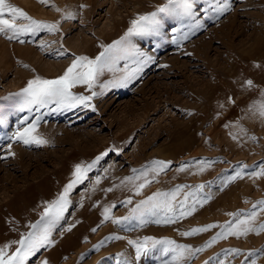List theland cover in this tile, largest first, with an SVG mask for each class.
<instances>
[{"label": "rangeland", "instance_id": "obj_1", "mask_svg": "<svg viewBox=\"0 0 264 264\" xmlns=\"http://www.w3.org/2000/svg\"><path fill=\"white\" fill-rule=\"evenodd\" d=\"M221 2L230 7L218 14L210 8L208 0H194L196 20L201 25L194 31L167 14L158 13L159 35L132 37V42L153 59L127 84L129 87H100L124 74L125 62L121 61L119 72L114 75L106 71L107 76L99 78L94 90L101 94L93 97L88 107L57 109L50 105L29 111L19 95L27 81L37 75L58 78L78 56L95 58L104 46L124 37L138 16L158 12L168 0H48L46 4L40 0H8L36 21L58 24L59 30L54 33L43 30L11 40L0 34V179L10 178L9 182H1L8 189L1 188L0 200L6 204L16 194V188L24 193L30 190L27 195L33 196L30 202L34 210L29 209V213L36 223L48 204L73 179L75 166L92 164L107 152L88 172V178L69 194L71 203L52 230V243L29 257L27 264H44L47 260V264H117L118 259L129 264H161L152 255L136 260L128 240H142L145 236L170 238L178 244L200 248L221 229L212 228L187 237L181 233L209 224L234 222L231 214L243 218L253 210L258 212L254 226L264 223V211L258 205L264 200V176L249 175L264 165V118L252 109L253 104L264 100V0ZM67 13L74 14L73 18L66 19ZM174 28L177 31L173 32ZM185 32L188 38L182 39ZM174 39L180 43H173ZM86 49L95 50V54L86 53ZM249 80L252 87L247 84ZM78 88V94L91 95L85 86ZM37 116L40 136L63 137L70 132L75 139H91L96 152H80L69 143L63 147L25 145L9 139ZM25 120L27 123H22ZM153 161L170 162V165L155 179L149 173L151 183L139 195L131 184H122L126 177L136 174L134 170L144 169ZM201 161L211 162L202 172ZM63 163L68 166L64 172L68 176L61 182L56 175ZM183 166L187 168L181 171ZM238 172L242 176L232 180ZM44 181L51 184L46 188L48 191L36 190ZM178 185L188 187L178 195L177 203L189 192L196 193L189 197V206L194 200L206 202L202 206L197 203L196 211L177 223L149 222L129 229L113 223L112 219L104 220L105 207L115 205L111 216L122 218L141 200L157 191H171ZM200 185L204 187L197 191ZM109 188L113 191H106ZM129 199L132 204H126ZM84 230L89 231L88 237ZM76 233L82 238L78 249L74 248L65 258H44L47 251L61 246L68 237L77 238ZM113 236L123 239H107ZM101 241L103 245L97 248ZM227 249H239L241 254L225 257ZM58 250L63 252L62 247ZM219 260L224 264H251L253 260L264 264V232L221 239L197 253L188 264H219Z\"/></svg>", "mask_w": 264, "mask_h": 264}, {"label": "snow or ice", "instance_id": "obj_2", "mask_svg": "<svg viewBox=\"0 0 264 264\" xmlns=\"http://www.w3.org/2000/svg\"><path fill=\"white\" fill-rule=\"evenodd\" d=\"M41 3H47L48 0H40ZM210 8L218 14H223L229 9V5L222 3L221 0H208ZM81 7H84L83 5ZM60 11V9H56ZM207 11V10H206ZM158 13H165L168 16L184 24L191 31L194 28L200 27L199 21L196 20L197 11L194 7V0H168L165 7L158 9V12H153L148 15L138 16L137 19L131 22V27L128 32L120 40L115 41L113 44L104 47L94 59L87 56L76 57L71 65L64 71L63 75L56 79H45L37 75L29 80L27 86L21 90L19 94L23 98V105L29 111L33 107L40 108L50 105H56L58 109H73L79 106L88 107L89 102L100 95L94 90L97 86V81L105 72H110L115 75L120 71L119 64L124 61L123 75L118 78L112 79L100 85L102 89L109 87L126 86L131 80L137 78L143 68L152 61V57L132 42V37H147L159 35L161 20L158 18ZM72 13H67L65 18H73ZM6 16L8 18H6ZM18 20L27 21V23H17ZM189 22L185 24V22ZM47 30L54 33L59 30L58 24H48L34 20L21 8L8 3V0H0V34L6 36L9 40L18 38L22 35L36 34L40 31ZM177 31V29H173ZM188 33L185 32L182 39H187ZM22 43L24 41H21ZM173 43L179 44V39H174ZM131 62V65L128 62ZM27 67V66H25ZM249 87H252V81L247 82ZM77 86H86L91 95L76 94L72 91ZM254 112L258 113L264 118V100L257 104L252 105ZM27 123V121H22ZM40 117L37 116L33 123L27 125L22 130L20 128L9 138L12 141H21L25 145H43L48 141L38 134V126ZM235 138V137H234ZM9 150L11 144L8 145ZM114 150V149H111ZM15 155V153H10ZM107 152L97 157L96 161L92 164L82 165L77 164L73 173V179L64 187L63 192L57 199L48 204L40 217V220L34 224L29 225L31 231L24 234L18 241H13L12 244L18 245L13 252H9L11 244H6L0 247V264H27L29 257L42 247L50 245L52 241L50 236L53 228L63 218L65 211L69 207L71 201L69 194L78 185L86 180L87 174L99 163ZM211 162H200V171H204L206 167H210ZM170 162L153 161L150 166L144 169L134 170L135 175L126 177L122 184H131L135 189V194L139 195L141 191L151 183L148 179L149 173L155 176L164 172L169 167ZM187 166H183L180 170H186ZM252 177L264 176V165L260 166V170L249 173ZM242 173L238 172L232 180L241 177ZM137 181H142L136 183ZM99 183V178L96 181ZM188 187L187 185H178L171 191H157L153 195L141 200L134 207L129 210L128 215L122 218H114L111 216V210L115 205L105 207L103 211L104 220L112 219L113 223L123 225L132 229L134 227H143L149 222L156 224H174L180 220L192 215L196 211V204L201 206L205 200H194L192 205H188L189 197H194L195 192L185 194L184 198L177 203V197L181 191ZM204 185H200L197 191L203 189ZM106 191H113L112 188ZM126 204H132V200L126 201ZM261 211H264V200L258 202ZM257 206L254 205V209ZM234 216V222L229 221L223 225L209 224L203 227L193 228L189 231L181 233V235L193 236L200 233L207 232L212 228H220L221 230L216 233L211 240H209L203 247L193 248L187 244H178L175 240L170 238L158 239L151 236H145L142 240H128V244L134 248L135 259L139 260L144 256L152 255L154 258L159 259L161 264H188V261L195 258L196 254L204 251L205 248L211 247L213 244L221 239H226L229 236H236L239 238L241 235L247 236L250 232L260 234L264 232V223L259 224L258 227L254 226V221L257 219L258 212L253 210L243 215L240 218L237 214ZM69 230H71L69 228ZM95 231V229H93ZM107 239H123L120 236L108 237ZM103 241L96 245L97 248L103 245ZM240 255L239 249H227L224 252L225 257L228 255ZM249 256L252 253L248 254ZM170 257V258H169ZM218 259V258H217ZM47 264V261L44 262ZM117 264H129L127 260H117ZM219 264H224L223 260H219ZM251 264H256L253 260Z\"/></svg>", "mask_w": 264, "mask_h": 264}, {"label": "bare ground", "instance_id": "obj_3", "mask_svg": "<svg viewBox=\"0 0 264 264\" xmlns=\"http://www.w3.org/2000/svg\"><path fill=\"white\" fill-rule=\"evenodd\" d=\"M204 1V0H203ZM201 3V2H200ZM165 26V25H164ZM233 28V27H232ZM178 29V28H177ZM232 30V29H231ZM164 31V30H163ZM174 32V31H173ZM230 32V31H229ZM238 32H239V30H238ZM230 34V33H229ZM179 35V34H178ZM109 36V35H108ZM107 38V37H106ZM105 38V39H106ZM100 39V38H99ZM226 39V38H225ZM232 39V38H231ZM101 40V39H100ZM104 40V39H103ZM108 41H109V39H107ZM99 41V40H98ZM231 41V40H230ZM100 42V41H99ZM232 42V41H231ZM230 42V43H231ZM109 43V42H108ZM112 44V43H111ZM229 44V43H228ZM232 44V43H231ZM230 44V45H231ZM101 45V44H100ZM102 46V45H101ZM93 47V46H92ZM97 47V46H96ZM105 47V46H104ZM232 47V46H231ZM87 49H89V48H87ZM85 50V52L86 53H89V54H95L94 52H95V50ZM102 49H103V47H102ZM101 49V50H102ZM206 50H207V48H205ZM83 50V49H82ZM103 51V50H102ZM209 51V50H208ZM99 52V51H98ZM47 53V52H46ZM81 54V53H80ZM98 54V53H97ZM96 54V55H97ZM91 57V56H90ZM38 58V57H37ZM36 58V59H37ZM92 58H93V56H92ZM28 59V58H27ZM94 59V58H93ZM30 60V59H29ZM29 60H28V62H29ZM34 60V59H33ZM39 61V60H38ZM27 63V62H26ZM30 64V63H29ZM33 64V63H32ZM46 64V63H45ZM44 64V65H45ZM33 66H36V63L33 65ZM37 66H40V65H38L37 64ZM211 66V65H210ZM31 67V66H30ZM66 67V66H65ZM43 68V67H42ZM44 69V68H43ZM60 69V68H59ZM39 70H41V69H39ZM38 70V68H37V71H39ZM216 70V69H215ZM32 71V70H31ZM43 73H44V71H42ZM42 72H41V74H42ZM50 72V71H49ZM119 72V71H118ZM220 72H221V70H220ZM223 72V71H222ZM219 73V72H218ZM54 73H52L51 75H53ZM58 74V73H57ZM57 74H54V75H57ZM4 75V74H3ZM7 75V74H6ZM123 75V74H122ZM105 77L107 76L106 74L104 75ZM216 76V75H215ZM52 77V76H51ZM54 79H56L55 77H54ZM108 79V78H107ZM28 82V81H27ZM128 85H129V83H128ZM127 85V86H128ZM86 87V86H85ZM124 87V86H123ZM122 87V88H123ZM129 87V86H128ZM78 86L77 87H75V88H73L72 89V91L74 92V93H76V94H78L77 93V91H78ZM81 89V88H80ZM82 91V90H81ZM81 91H80V93H81ZM156 106V105H155ZM55 108H57V106L55 105ZM58 109V108H57ZM17 113V112H16ZM15 114V113H14ZM14 116V115H13ZM15 116H16V114H15ZM83 117V116H82ZM95 121V120H94ZM91 124V123H90ZM60 129V128H59ZM66 130V129H65ZM64 132V131H63ZM70 133V132H69ZM69 133H66V135H64L63 137H56V135L54 134V135H52L51 137H43L44 139H46L47 141H48V143H47V145H59V147L60 146H64V145H68V143L70 144V145H72V146H76V147H78V149L77 150H79L80 152L83 150L84 152H86L87 154H90L91 152H94L95 150L93 149V146H92V143L89 141V140H91V139H88V140H85L84 138L83 139H81V140H79V139H75V138H73L72 137V135H69ZM52 134V133H51ZM43 145H46V144H43ZM107 145H109V144H107ZM103 147V146H102ZM101 147V148H102ZM107 147V146H106ZM104 149V148H103ZM108 149V148H107ZM106 149V150H107ZM77 150H76V153H77ZM91 151V152H90ZM99 151V150H98ZM103 151V150H102ZM74 152V151H73ZM96 152V151H95ZM100 152V151H99ZM72 154H75V153H72ZM95 154V153H94ZM99 154V153H98ZM71 155V154H70ZM96 155V154H95ZM86 156V155H85ZM98 156V155H97ZM83 157V156H82ZM96 157V156H95ZM66 159V158H65ZM80 159V161H82V159L81 158H79ZM93 159H94V157H93ZM68 160H69V158H68ZM85 160H87V159H85ZM64 162H65V160H64ZM76 162V161H75ZM89 162V161H88ZM67 166V165H66ZM65 166V163H63V165H62V170H61V172L60 173H58L57 175H56V178L57 179H59L60 181L61 180H64V178H67V176H68V174H66V173H64L65 172V169L68 167H66ZM61 168V167H60ZM69 169H71V168H69ZM73 169V168H72ZM60 171V170H59ZM67 171H68V169H67ZM55 173H56V171H54ZM70 173V172H69ZM53 174V173H52ZM70 174H72V173H70ZM52 177H53V175H51ZM72 176V175H71ZM71 176L69 177V178H71ZM47 178H48V176H46ZM45 177V178H46ZM10 179V178H9ZM9 179H0V190H1V188H2V190L4 191V189H5V191H7V187H5V185L3 184L4 182H6L7 180V182H9ZM72 179V178H71ZM49 180H51L50 178H49ZM4 181V182H3ZM11 181V180H10ZM52 181V180H51ZM59 181V182H60ZM66 181H67V179H66ZM65 181V182H66ZM1 182H3V183H1ZM15 182H17V181H14V183ZM46 181H44L42 184H41V186H36L35 184V186L37 187V189L36 190H40V191H42V190H44L45 189V191L47 190L46 188L49 186V185H51V184H47V183H45ZM62 182V181H61ZM64 182V183H65ZM70 182V181H69ZM68 182V183H69ZM39 183H40V181H39ZM54 183V182H53ZM57 183V182H56ZM33 184V183H32ZM67 184V183H66ZM3 185V186H2ZM7 185V184H6ZM54 186V185H53ZM57 186V185H56ZM61 186V185H60ZM66 186V185H65ZM64 186V187H65ZM21 187V186H20ZM23 187V186H22ZM52 187V186H51ZM57 187H59V186H57ZM16 188V187H15ZM54 188V187H53ZM33 189V188H32ZM49 189V188H48ZM55 189V188H54ZM64 189V188H63ZM16 194L11 198V199H8V201H6V204H4L5 203V201L4 200H2V202H1V200H0V205L3 203V201H4V207H1L2 209H3V211H1L0 212V247H3L4 245H6V244H11V248L9 249V252L11 253V252H13V251H15V249H16V247L18 246V245H16V244H12V242L13 241H18L24 234H26L27 232H29V231H31V229H30V227H29V225H31V224H34L33 223V217H32V215L33 214H30L29 213V209H31L32 208V206H31V197H33V196H28L27 195V193L30 191V190H26L27 192L26 193H24L23 191L24 190H20V188L18 189V188H16ZM52 190V189H51ZM56 190V189H55ZM14 191H15V189H14ZM45 191H44V193H45ZM48 191V190H47ZM58 192V191H57ZM38 193V192H37ZM50 194H51V192H49ZM29 194V193H28ZM39 194H40V192H39ZM38 194V195H39ZM53 194V193H52ZM34 195V194H33ZM45 195L48 197L49 195L48 194H46L45 193ZM58 195V194H57ZM4 196V195H3ZM2 195H1V197L2 198H5V197H7L8 195H6L5 197H3ZM36 196H37V194H36ZM40 196V195H39ZM41 198V197H40ZM49 198H50V196H49ZM7 199V198H6ZM38 199H39V197H38ZM37 199V200H38ZM47 199V198H46ZM19 201H20V204L18 205V203H19ZM25 201V202H24ZM32 201H33V199H32ZM43 201V200H42ZM42 201H40V202H42ZM44 202V201H43ZM42 202V203H43ZM112 202V201H111ZM33 204H34V202H33ZM39 204V203H38ZM44 204V203H43ZM35 205V204H34ZM42 205V204H41ZM5 207H7V208H5ZM43 207V206H42ZM33 210H34V208H32ZM38 209H40V208H38ZM43 209V208H42ZM36 211V210H35ZM40 211H41V209H40ZM39 211V212H40ZM31 212V211H30ZM36 214V213H35ZM38 215V214H37ZM39 216H40V213H39ZM95 216H97V215H95ZM37 218V217H36ZM35 218V219H36ZM39 218V217H38ZM37 218V219H38ZM77 221V220H76ZM72 222V221H71ZM74 222V221H73ZM79 223V222H78ZM98 223V222H97ZM94 227V226H93ZM26 231V232H25ZM84 231H86V230H84ZM91 231V230H90ZM89 232V231H88ZM88 232L86 231V233H84L85 235H87L88 234ZM80 233V237H81V232H79ZM78 233V234H79ZM93 233V232H92ZM77 234V233H76ZM77 234V235H78ZM90 234V233H89ZM91 235V234H90ZM89 235V236H90ZM79 237V235L77 236V238H76V235H72V236H70V237H68V239H65L63 242H62V244H61V246L60 245H58V246H56V247H54V249H52V250H50V251H47L46 252V254H45V257L44 258H48L49 259V257L50 258H65V255H68L69 253H71L72 251H73V249L75 248H79V239H82V238H80ZM86 237H88V235L86 236ZM51 239V238H50ZM63 239H64V237H63ZM62 239V240H63ZM87 239V238H86ZM85 239V240H86ZM56 240H58V239H56ZM92 241V240H91ZM59 242V241H58ZM94 242V241H93ZM82 243V242H81ZM53 247V246H52ZM62 247V249H63V252H59V250L58 249H60ZM77 252V251H76ZM78 253V252H77ZM74 254V253H73ZM82 256V255H81ZM81 256H77V258L78 257H81ZM72 257H74V256H72ZM44 261V260H43ZM47 261H49V260H47ZM55 262H57V261H55Z\"/></svg>", "mask_w": 264, "mask_h": 264}]
</instances>
